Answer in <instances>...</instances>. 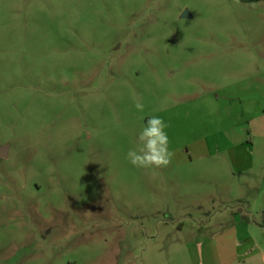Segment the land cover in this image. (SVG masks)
Returning <instances> with one entry per match:
<instances>
[{
    "label": "rangeland",
    "instance_id": "374dc122",
    "mask_svg": "<svg viewBox=\"0 0 264 264\" xmlns=\"http://www.w3.org/2000/svg\"><path fill=\"white\" fill-rule=\"evenodd\" d=\"M0 264H264V0H0Z\"/></svg>",
    "mask_w": 264,
    "mask_h": 264
},
{
    "label": "clouds",
    "instance_id": "9594fccd",
    "mask_svg": "<svg viewBox=\"0 0 264 264\" xmlns=\"http://www.w3.org/2000/svg\"><path fill=\"white\" fill-rule=\"evenodd\" d=\"M137 111L143 112L144 105L140 101L134 104ZM161 109H156L159 112ZM146 123L137 138V145L126 153L128 162L136 168L153 169L167 167L174 156L170 150V139L167 129L169 125L159 115L152 114L144 117Z\"/></svg>",
    "mask_w": 264,
    "mask_h": 264
},
{
    "label": "water",
    "instance_id": "95a60500",
    "mask_svg": "<svg viewBox=\"0 0 264 264\" xmlns=\"http://www.w3.org/2000/svg\"><path fill=\"white\" fill-rule=\"evenodd\" d=\"M184 17H186V14L184 15ZM6 151H7L6 148H3V149H2L1 157H5V156H6Z\"/></svg>",
    "mask_w": 264,
    "mask_h": 264
}]
</instances>
